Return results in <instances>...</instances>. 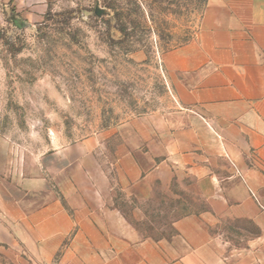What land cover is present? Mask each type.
<instances>
[{"label": "crops", "instance_id": "0c3cea01", "mask_svg": "<svg viewBox=\"0 0 264 264\" xmlns=\"http://www.w3.org/2000/svg\"><path fill=\"white\" fill-rule=\"evenodd\" d=\"M171 107L16 174L0 150V264H264V0H206L162 56ZM194 181L205 207L140 235L126 208Z\"/></svg>", "mask_w": 264, "mask_h": 264}, {"label": "rangeland", "instance_id": "374dc122", "mask_svg": "<svg viewBox=\"0 0 264 264\" xmlns=\"http://www.w3.org/2000/svg\"><path fill=\"white\" fill-rule=\"evenodd\" d=\"M206 0H0V150L18 175L53 151L171 107L162 56ZM194 181L158 189L130 223L146 238L203 213Z\"/></svg>", "mask_w": 264, "mask_h": 264}]
</instances>
